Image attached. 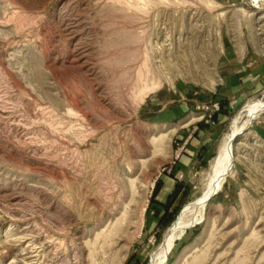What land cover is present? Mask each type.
<instances>
[{"label":"rangeland","instance_id":"rangeland-1","mask_svg":"<svg viewBox=\"0 0 264 264\" xmlns=\"http://www.w3.org/2000/svg\"><path fill=\"white\" fill-rule=\"evenodd\" d=\"M262 12L253 0H0V264H150L237 115L264 101ZM235 76L250 85L228 106ZM193 133L214 140L191 160ZM263 133L264 113L166 264H264ZM121 216L125 233L107 238Z\"/></svg>","mask_w":264,"mask_h":264},{"label":"bare ground","instance_id":"bare-ground-1","mask_svg":"<svg viewBox=\"0 0 264 264\" xmlns=\"http://www.w3.org/2000/svg\"><path fill=\"white\" fill-rule=\"evenodd\" d=\"M253 2L257 7L263 9L262 16L260 17V19L261 20L264 19V0H253ZM262 28L260 30H262ZM263 36H264V31L260 33L261 40L264 41ZM157 87L158 85L144 90L145 93L143 91L144 93L143 95H145L148 91L156 89ZM262 113H264V101H258L247 105L246 108L237 115V117L235 118L232 124L230 132H228L225 135L222 144L220 143L221 144L220 149L213 161L211 167V173L202 195L185 206L184 211L182 210V213L179 215L178 219L175 221V223L170 227V229L166 233L163 243L152 254V260L150 264H166L168 256L171 253L175 245V242L183 234H185V232L188 229H191L192 227H194V225L200 223L202 220L205 219L207 204L211 200V197H213L215 194H217L219 191L222 190L228 177L231 174H233L232 169L234 167V163L236 160L235 153L245 152L242 150V148H245V144L243 143L244 137H246L247 132L252 126L254 120H256ZM162 142L163 141L156 142V140H154L156 151L163 150ZM130 170H132V172L134 171L133 169ZM129 180L132 185L131 189L133 191V194L137 193L136 192L137 189L134 185L135 179H129ZM121 218L122 216L116 218L115 221L109 222L108 226L106 227L108 228V232L105 234L107 238L110 237L115 238L116 236V239L117 238L119 239L122 236V234L125 233V230L123 228L125 223ZM112 219L113 218H111V220ZM106 228L102 230V232H104ZM32 242H33L32 245L37 248L38 245L35 243V241L33 240ZM45 255L51 257L49 253L48 254L46 253ZM52 257H56V256H52ZM54 260H56V258Z\"/></svg>","mask_w":264,"mask_h":264},{"label":"crops","instance_id":"crops-1","mask_svg":"<svg viewBox=\"0 0 264 264\" xmlns=\"http://www.w3.org/2000/svg\"><path fill=\"white\" fill-rule=\"evenodd\" d=\"M241 78H238L236 76L235 77H226V86L223 87L222 91L224 93H226V91H232V92L236 93L233 96L232 95L228 96V101H229L228 106H231L235 99L238 101V97L239 98L244 97V95H245L244 93H246L249 89L248 86L250 84L248 82H246L247 81L246 79H243V78L241 79ZM225 115H226V112L220 114V116L218 117V122L216 124L217 127H215V129L219 128L224 123V118H222V117H224ZM186 119L187 118L183 119L182 123L186 122ZM191 121H188L187 124H185V123H183V124L191 125L194 123ZM185 125H184V127H186ZM198 135H199V133H198ZM198 135L196 136L193 133V135H189L188 139H187L189 147H190V149H192V150H190L191 152L188 151V155H189L188 158H190L191 160H194L197 157V155H198V157L204 155V154L200 155L198 149H200L201 147H204V144H206L207 146H210V144L212 143V140H214V138H212L213 134H209L206 137L201 136L199 142H202V143H201V145H198L197 138H196V137H198ZM158 219H160V218H158V216L156 215L155 216L156 223L154 224V220L152 222H150L149 223V229H151L152 227L154 228V227H156V225H158V222L160 221Z\"/></svg>","mask_w":264,"mask_h":264},{"label":"built area","instance_id":"built-area-1","mask_svg":"<svg viewBox=\"0 0 264 264\" xmlns=\"http://www.w3.org/2000/svg\"><path fill=\"white\" fill-rule=\"evenodd\" d=\"M215 108H216V110H219L218 104H215Z\"/></svg>","mask_w":264,"mask_h":264},{"label":"water","instance_id":"water-1","mask_svg":"<svg viewBox=\"0 0 264 264\" xmlns=\"http://www.w3.org/2000/svg\"><path fill=\"white\" fill-rule=\"evenodd\" d=\"M212 198V197H211Z\"/></svg>","mask_w":264,"mask_h":264}]
</instances>
